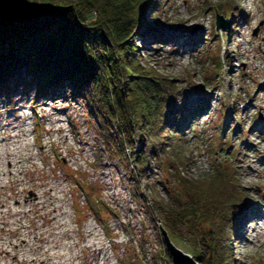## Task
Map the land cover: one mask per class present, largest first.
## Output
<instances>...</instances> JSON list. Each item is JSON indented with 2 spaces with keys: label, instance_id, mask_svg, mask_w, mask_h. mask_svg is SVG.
Returning <instances> with one entry per match:
<instances>
[{
  "label": "rangeland",
  "instance_id": "obj_1",
  "mask_svg": "<svg viewBox=\"0 0 264 264\" xmlns=\"http://www.w3.org/2000/svg\"><path fill=\"white\" fill-rule=\"evenodd\" d=\"M50 1L64 6L77 0ZM34 9H39L34 1L26 0L18 6V17H28ZM146 14L153 27L136 30L132 44L145 60L152 55L160 72L173 81L176 104L184 107L170 121L185 119L184 127H170L163 152L142 173L130 148L120 155L115 131L106 143L98 118L72 96L69 85L39 96L31 79L20 73L7 90L0 86V121L5 128L13 122L20 136L25 132L36 144L34 153L43 157L35 156L19 175L25 185L17 186L18 198L9 187L0 191V202L12 197L9 204L30 207L26 217L3 220L0 241H7L9 231L12 241L26 236L39 264L37 248L43 239L35 229L47 237L50 225L46 210L33 200L41 193L40 184L60 180L63 192L56 196L66 201L71 229L83 232L92 225L97 230L107 254L104 264H172L162 235V229L168 232L163 207L173 209L177 196L187 203L179 177L189 182L227 177L240 185L244 197L232 211V257L235 264H264V0H159ZM218 16L225 29L217 30ZM140 147L138 139L136 149ZM89 196L107 205L109 216L101 224ZM182 219L185 242L170 238L187 253L190 241ZM77 235L74 241H79ZM48 245L43 243L45 249ZM79 254L81 264H95L90 252ZM5 262L11 264L10 258Z\"/></svg>",
  "mask_w": 264,
  "mask_h": 264
},
{
  "label": "trees",
  "instance_id": "obj_2",
  "mask_svg": "<svg viewBox=\"0 0 264 264\" xmlns=\"http://www.w3.org/2000/svg\"><path fill=\"white\" fill-rule=\"evenodd\" d=\"M24 1L0 0V86L7 90L20 73L31 79L39 96L69 85L72 96L98 118L106 143L115 131L120 155L130 148L144 173L163 152L170 127L181 130L185 120L170 121L184 107L176 104L174 83L160 72L152 55L145 60L132 44L136 30L152 29L146 8L159 0H77L64 6L33 0L39 9L18 17ZM179 182L187 203L177 196L173 209L163 207L170 237L185 242L179 227V218H185L187 253L199 264H235L230 240L236 218L232 211L244 198L240 185L230 184L227 177L190 182L179 177ZM88 200L101 224L109 216L107 205L90 196Z\"/></svg>",
  "mask_w": 264,
  "mask_h": 264
},
{
  "label": "bare ground",
  "instance_id": "obj_3",
  "mask_svg": "<svg viewBox=\"0 0 264 264\" xmlns=\"http://www.w3.org/2000/svg\"><path fill=\"white\" fill-rule=\"evenodd\" d=\"M234 58L236 56L232 57L230 62ZM56 123H58V120L53 122V124ZM13 124V122H8L5 128V125L0 121V191L9 187L14 191L13 198H18L17 186L25 185L19 175H23L25 167L33 163L35 156L43 157V153H34L36 144L27 140L25 132L20 136V131L17 127H13ZM62 130V127H59L58 131L61 132ZM9 132H13V136ZM5 165L8 167L7 169H5ZM38 191L41 193H35L34 206H42L41 211L46 210L44 218L47 219L45 221L50 226L47 237L42 235L40 229H35V231H39L38 234L43 239L41 240L42 245L37 248L41 254L37 262L39 264H81L84 263V259L79 253L88 251L95 264H104L107 254L97 230L92 225H87L83 232L80 230L76 232L71 229V222L67 221L69 216L65 211L66 201L56 196L58 192H63L60 180L40 184ZM10 200H12V197H7L4 203L0 202V225L5 218L13 219L22 214L26 217V211L30 208L27 207L26 202L21 203L17 199L18 206L11 205L8 203ZM12 233L17 235L16 232ZM76 233L79 241L73 239ZM10 236L9 231L7 241H0V264H6L5 260L8 258H10L11 264H36L31 254L32 242L26 236L20 240L12 241ZM63 239L68 240V242L61 244ZM44 242L50 244L47 249L43 246ZM25 251H28V255H21V252L25 253Z\"/></svg>",
  "mask_w": 264,
  "mask_h": 264
},
{
  "label": "water",
  "instance_id": "obj_4",
  "mask_svg": "<svg viewBox=\"0 0 264 264\" xmlns=\"http://www.w3.org/2000/svg\"><path fill=\"white\" fill-rule=\"evenodd\" d=\"M223 19L221 17H217V23H216V27L217 30H222V23ZM225 29V28H223ZM162 235L166 244V249L167 252L169 253L171 259H172V264H199L194 258L193 256H191L190 254L184 252L182 249H180L179 247H177L172 239L170 238L168 232L164 229H162Z\"/></svg>",
  "mask_w": 264,
  "mask_h": 264
}]
</instances>
